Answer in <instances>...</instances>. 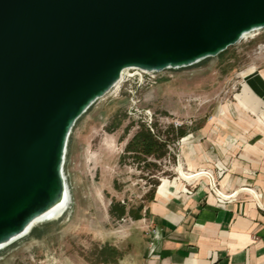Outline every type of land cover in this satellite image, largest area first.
Returning a JSON list of instances; mask_svg holds the SVG:
<instances>
[{
	"label": "water",
	"instance_id": "water-1",
	"mask_svg": "<svg viewBox=\"0 0 264 264\" xmlns=\"http://www.w3.org/2000/svg\"><path fill=\"white\" fill-rule=\"evenodd\" d=\"M264 29V0H0V248L68 195L78 120L126 68H183Z\"/></svg>",
	"mask_w": 264,
	"mask_h": 264
},
{
	"label": "rangeland",
	"instance_id": "rangeland-1",
	"mask_svg": "<svg viewBox=\"0 0 264 264\" xmlns=\"http://www.w3.org/2000/svg\"><path fill=\"white\" fill-rule=\"evenodd\" d=\"M261 64L264 29L191 66L150 74L130 70L120 90L99 99L73 129L65 163L70 210L0 252V264H138L146 232L135 216H145L150 190L178 179L174 161L192 142L174 141L170 154L150 158L155 166H148L126 153L129 141L142 124L164 137L184 127L196 140L200 127L227 118L230 111L222 115L220 109L236 102L242 72ZM178 171L181 180L186 170ZM202 172L188 181L209 177ZM114 202L126 207L125 216L111 214Z\"/></svg>",
	"mask_w": 264,
	"mask_h": 264
},
{
	"label": "crops",
	"instance_id": "crops-1",
	"mask_svg": "<svg viewBox=\"0 0 264 264\" xmlns=\"http://www.w3.org/2000/svg\"><path fill=\"white\" fill-rule=\"evenodd\" d=\"M241 77L236 102L220 109L230 116L200 127L194 141L181 137L192 144L174 161L178 179L146 198L137 222L158 236L151 250L145 235L138 264H264V64ZM179 167L204 169L215 185L203 177L179 187Z\"/></svg>",
	"mask_w": 264,
	"mask_h": 264
},
{
	"label": "trees",
	"instance_id": "trees-1",
	"mask_svg": "<svg viewBox=\"0 0 264 264\" xmlns=\"http://www.w3.org/2000/svg\"><path fill=\"white\" fill-rule=\"evenodd\" d=\"M153 127V126H152ZM154 128V127H153ZM141 130H139L134 137L129 141L126 147V153L131 155L134 160L138 162H145L148 166H155L154 162H150V158L162 159L170 154V145L187 134L184 127L174 129V135H167L164 137L161 131H152L151 127L146 124H142ZM157 129V128H156ZM155 189L148 192L146 198L153 199ZM111 214L119 218L127 214L126 207L118 202H114L110 210ZM136 219L142 218V216H135Z\"/></svg>",
	"mask_w": 264,
	"mask_h": 264
},
{
	"label": "bare ground",
	"instance_id": "bare-ground-1",
	"mask_svg": "<svg viewBox=\"0 0 264 264\" xmlns=\"http://www.w3.org/2000/svg\"><path fill=\"white\" fill-rule=\"evenodd\" d=\"M254 33L255 32L247 33L244 38H246L247 36L254 35ZM132 69H138L141 73L146 71V70L139 69V68H126L123 71V74H122L121 79L116 83V85L110 91L111 93L118 92L120 90V88L122 87V83L124 82L126 76L130 75V70H132ZM202 171H206V170H202ZM202 171L201 172L199 170H195V171L194 170L193 171L192 170L191 171H182L181 172L182 178H181V180L177 181L176 184H178V186L180 187V186H183V183H184L185 180L188 181V180H191L194 177L200 178L202 175H204L203 173H205V172H202ZM206 173L210 175V173L208 171H206ZM171 184H172V182H170V181L164 182L159 187V190H158L159 194L163 195V194L167 193L168 192V189L171 186ZM159 197H161V196H159ZM72 203H73V195H72L71 189L69 188L67 197L65 198L64 202L59 207L54 208L53 210H51L50 212H48L44 216H42L39 219H37L34 222L33 226L26 233H24L20 237L16 238L11 243H9V244L4 245L3 247H1L0 248V252H3L5 250L9 249L14 244L20 242L22 239H24V238L28 237L29 235H31L32 231L36 227L42 225L43 223H47V222H52V221L59 220L61 217H63L70 210V208L72 206Z\"/></svg>",
	"mask_w": 264,
	"mask_h": 264
},
{
	"label": "built area",
	"instance_id": "built-area-1",
	"mask_svg": "<svg viewBox=\"0 0 264 264\" xmlns=\"http://www.w3.org/2000/svg\"><path fill=\"white\" fill-rule=\"evenodd\" d=\"M144 74H150V73H154V72H149V71H145L142 72ZM215 184H212V186ZM146 235L148 237H150V249L151 250H155L156 248V242H157V236H158V228L157 227H150L147 231H146Z\"/></svg>",
	"mask_w": 264,
	"mask_h": 264
}]
</instances>
